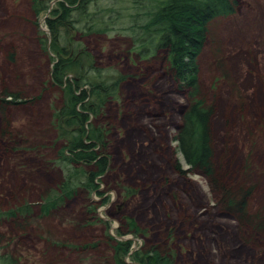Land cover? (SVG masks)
Returning <instances> with one entry per match:
<instances>
[{"label":"rangeland","instance_id":"obj_1","mask_svg":"<svg viewBox=\"0 0 264 264\" xmlns=\"http://www.w3.org/2000/svg\"><path fill=\"white\" fill-rule=\"evenodd\" d=\"M237 1L233 16L208 26L197 84L213 109L219 181L234 191L252 188L243 220L222 208L220 194L203 175L188 171L177 150L188 101L167 71L166 54L141 57L129 37L90 36L80 40L96 67L124 78L102 116L88 121L107 132L110 160L99 177L101 196L80 191L58 212L31 225L0 223V247L18 256L20 264H92L99 258L110 264L105 225L87 220L88 206L94 205L109 235L131 241L132 251L155 248L171 254L173 264H264V227H255L264 219V0ZM46 16L36 20L29 0H0L3 212L23 204L36 210L41 197L62 181L53 163L62 142L51 119L62 95L51 84L57 57L50 51ZM38 31L47 35V53L39 46ZM73 79L67 75L61 89ZM8 95H17L20 103L7 104ZM128 221L139 234L127 233ZM85 243L97 248L78 254L70 248Z\"/></svg>","mask_w":264,"mask_h":264},{"label":"trees","instance_id":"obj_2","mask_svg":"<svg viewBox=\"0 0 264 264\" xmlns=\"http://www.w3.org/2000/svg\"><path fill=\"white\" fill-rule=\"evenodd\" d=\"M237 0H29L33 17L46 16L50 34V51L57 57L51 70V84L62 95L60 106L51 119L57 138L62 142L53 163L62 174L55 190L48 191L34 210L33 205L0 211V223L43 220L58 212L67 201L82 193H96L99 177L109 165L107 132L90 119L102 116L106 104L116 97L123 77L96 67L80 39L90 36L121 35L129 37L132 50L141 57L166 54L167 71L179 90L186 94L188 104L181 114L176 135L177 150L189 167L209 180L213 191L220 194L222 208L241 215L252 188L236 191L223 185L216 174L213 159L211 119L213 109L200 96L197 84L198 57L208 33V26L217 19L229 18L236 12ZM38 25L37 21L35 22ZM43 53L48 52V38L37 32ZM14 54L9 56L13 59ZM74 75L61 89L64 78ZM9 105L20 103L17 95H8ZM177 172L184 174L176 166ZM105 200H103L104 202ZM89 205L87 220L105 225V244L110 247V264H173V257L155 248L132 251L129 240L114 239L108 233V223L96 217L95 206ZM91 215V217L89 216ZM90 217V218H88ZM243 217V218H242ZM93 221V222H92ZM2 224V225H3ZM127 233L139 231L127 222ZM264 227V219L255 225ZM121 237L122 233H116ZM78 253H88L97 243L70 247ZM88 256V255H87ZM129 258L131 262H126ZM84 261V260H83ZM0 264H20V258L8 248L0 247ZM92 264H108L105 258Z\"/></svg>","mask_w":264,"mask_h":264}]
</instances>
